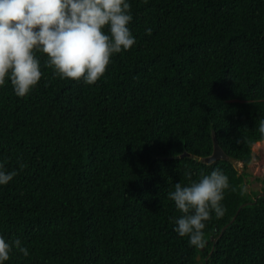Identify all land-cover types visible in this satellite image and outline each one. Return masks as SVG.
Listing matches in <instances>:
<instances>
[{
  "label": "trees",
  "instance_id": "16d2710c",
  "mask_svg": "<svg viewBox=\"0 0 264 264\" xmlns=\"http://www.w3.org/2000/svg\"><path fill=\"white\" fill-rule=\"evenodd\" d=\"M263 140L264 0H0V264H264Z\"/></svg>",
  "mask_w": 264,
  "mask_h": 264
},
{
  "label": "rangeland",
  "instance_id": "374dc122",
  "mask_svg": "<svg viewBox=\"0 0 264 264\" xmlns=\"http://www.w3.org/2000/svg\"><path fill=\"white\" fill-rule=\"evenodd\" d=\"M253 157L246 168V171L249 172V176L246 181V186L249 189L261 191L264 187V140L257 142L252 147ZM238 171H242V164L239 162L235 163Z\"/></svg>",
  "mask_w": 264,
  "mask_h": 264
},
{
  "label": "water",
  "instance_id": "95a60500",
  "mask_svg": "<svg viewBox=\"0 0 264 264\" xmlns=\"http://www.w3.org/2000/svg\"><path fill=\"white\" fill-rule=\"evenodd\" d=\"M184 155L189 156L190 154L185 152L182 156H184ZM217 159H228V156L223 151V149L220 147V145L218 144L217 140L213 137V152H212L211 155L201 158V161L204 162V163H211V162H213V161H215ZM234 219H235V216L233 217V219L231 221H233ZM225 227H223L222 230H224ZM211 240L215 241L216 239L211 237ZM201 250L203 251L204 247H202ZM197 259L199 260L200 257L198 256Z\"/></svg>",
  "mask_w": 264,
  "mask_h": 264
}]
</instances>
